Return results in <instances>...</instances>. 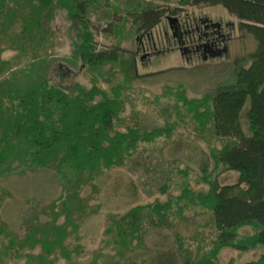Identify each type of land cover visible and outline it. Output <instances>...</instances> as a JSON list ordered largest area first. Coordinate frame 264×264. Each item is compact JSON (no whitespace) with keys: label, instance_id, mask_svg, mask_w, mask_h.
<instances>
[{"label":"rangeland","instance_id":"1","mask_svg":"<svg viewBox=\"0 0 264 264\" xmlns=\"http://www.w3.org/2000/svg\"><path fill=\"white\" fill-rule=\"evenodd\" d=\"M148 5L169 12L145 35L135 31L131 14ZM173 9L176 14H171ZM89 20L97 49L119 46L125 53L122 61L133 56L138 78L124 76L127 62L104 66L101 76L98 70L83 66L74 56L77 31L72 29L67 12L60 8L55 9L47 26L44 50H35L39 56L47 55L41 63L44 75L55 84L79 82L90 87L96 81L106 90L121 84L124 103L117 120L120 130L127 125L149 130L170 124L173 131L168 137L140 144L123 167L111 168L91 183L80 185L73 200L70 196L76 185L61 181L55 169L35 170L26 161L12 162L0 176V222L8 232L0 236V264H31L26 255L37 256L40 247L20 248L22 239L34 236L38 230L52 234L53 223L66 222L69 234L63 244L71 249L80 247L73 256L78 264H149L150 255L159 249L177 252L179 264L186 256L193 262L209 257L217 231L211 211L199 205L181 214L174 207L168 217L181 236V252L173 231L152 228L147 221L140 244L132 240L129 251L113 245L104 231L108 215H122L132 207L155 201L165 202L180 193L182 184L187 183L195 192H206L201 161L208 162L209 179L215 177L221 184L237 182V172L215 169L213 152L228 139L199 128L182 98H202L218 84L231 81L234 59L247 58L256 48L255 40L239 30V20L222 6H195L191 0H98L90 10ZM216 25L220 40L215 35ZM207 29L212 32L211 38L205 36ZM206 46L219 53L209 56L203 49ZM17 53L5 49L1 56L14 59ZM39 60L36 58L34 63L37 65ZM24 61L14 60L13 69L19 71L31 62ZM68 178L71 176L65 180ZM253 233L251 226L237 230L238 239ZM10 239L15 247L7 251ZM263 253L262 246L250 250L226 247L218 251L215 261L249 264L257 262ZM57 254L56 259L53 254L47 257L51 264H67L66 258L58 251Z\"/></svg>","mask_w":264,"mask_h":264},{"label":"trees","instance_id":"2","mask_svg":"<svg viewBox=\"0 0 264 264\" xmlns=\"http://www.w3.org/2000/svg\"><path fill=\"white\" fill-rule=\"evenodd\" d=\"M96 2L98 0H9L8 3V0H0V176L9 170L12 162L22 160L35 170L53 168L61 181L76 185L70 200L76 198V188L80 185L91 183L111 168L123 167L140 144L168 137L173 131L170 124L149 130L127 125L120 130L117 120L124 103L121 84L109 90L96 81L90 87L79 82L55 84L42 72L41 63L47 55L39 56L35 50L36 47L44 50L48 41L47 26L55 9L60 8L67 12L72 29L77 31L74 56L83 66L98 70L101 76L104 66L127 62L129 66L124 76L138 78L133 56L122 61L125 53L119 46L97 49L89 20ZM191 4L222 6L239 20V30L251 35L256 42L255 50L247 58L234 59L231 81L218 84L202 98H182L199 128L210 129L216 137L228 139V143L213 152L215 169L237 172L238 180L221 184L215 177L209 179L208 162L201 161L202 178L208 186L206 192H195L187 183L182 184L180 193L165 202L155 201L132 207L122 215H108L104 234L113 245L129 251L132 240L140 244L147 221L152 228L173 231L181 252V236L168 217L174 207L181 214L199 205L211 211L217 235L209 257L193 262L186 256L182 264H218L216 255L223 248H264V0H191ZM167 12L151 5L134 11L131 15L135 31L148 34ZM170 12L176 14L175 9ZM215 27V35L220 40L217 25ZM5 49L18 53L14 59L6 60L1 56ZM29 53L32 56H28ZM38 57L36 65L34 60ZM23 59L31 62L24 69L14 70L12 62ZM67 175L71 178L65 180ZM68 224L53 223L55 232L52 234L38 230L34 236H25L20 248L32 250L39 245L41 250L35 257L27 254L28 261L51 264L47 257L53 254L56 259L58 251L67 264H78L73 256L80 247L71 249L63 244L69 234ZM243 226H251L254 233L238 239L237 230ZM1 235L8 232L0 222ZM10 240L7 251L15 247ZM3 253L7 257V252ZM120 255L123 254L120 252ZM177 256L172 250H155L149 264H179ZM249 264H264V253L257 262Z\"/></svg>","mask_w":264,"mask_h":264},{"label":"flooded vegetation","instance_id":"3","mask_svg":"<svg viewBox=\"0 0 264 264\" xmlns=\"http://www.w3.org/2000/svg\"><path fill=\"white\" fill-rule=\"evenodd\" d=\"M206 27H207V26H206ZM207 30H208V29H207ZM207 30H206V32H205V36H206V37H210V33L212 34V32H210V31H212V29L210 28V31H209V30L207 31ZM208 34H209V35H208ZM210 38H211V37H210ZM202 46H203V45H202ZM206 47H207V46H206ZM204 50H205V52H206L209 56H214V55H215V54H214V53H215V52H214L215 50H213L211 47H210V49H207V50L204 49ZM208 51H209V52H208Z\"/></svg>","mask_w":264,"mask_h":264},{"label":"water","instance_id":"4","mask_svg":"<svg viewBox=\"0 0 264 264\" xmlns=\"http://www.w3.org/2000/svg\"><path fill=\"white\" fill-rule=\"evenodd\" d=\"M170 19H172V18H170Z\"/></svg>","mask_w":264,"mask_h":264}]
</instances>
